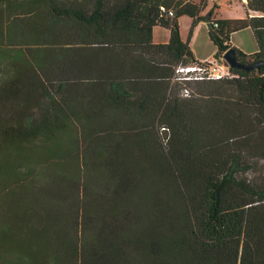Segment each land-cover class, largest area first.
I'll return each instance as SVG.
<instances>
[{
  "label": "trees",
  "instance_id": "trees-1",
  "mask_svg": "<svg viewBox=\"0 0 264 264\" xmlns=\"http://www.w3.org/2000/svg\"><path fill=\"white\" fill-rule=\"evenodd\" d=\"M205 4L0 0V264H264V0ZM182 15L259 65L177 80Z\"/></svg>",
  "mask_w": 264,
  "mask_h": 264
},
{
  "label": "rangeland",
  "instance_id": "rangeland-1",
  "mask_svg": "<svg viewBox=\"0 0 264 264\" xmlns=\"http://www.w3.org/2000/svg\"><path fill=\"white\" fill-rule=\"evenodd\" d=\"M197 3H201L205 1V6L201 10L202 15L208 14L213 8L214 4L217 3L220 8L217 10V16L218 18H227L232 17L234 15H237L238 13H241L244 11L243 4L240 2V0H194ZM193 19L192 17L188 15H183L180 17V32L181 35L189 41V45L192 49H196L199 52L207 53L211 51V47L207 44V41L209 40L208 37V25L204 20H200L196 23L195 27L193 28L192 34H190L192 29ZM198 25V27H197ZM201 26V29L199 27ZM198 28V29H197ZM158 30H161L160 28ZM252 29H246L243 31L238 32L234 35L236 37V40H239L240 38H243L242 36L246 37V40L249 44L254 46L256 43L254 34L251 31ZM241 36V37H240ZM240 37V38H239ZM210 42V41H209ZM212 43H210L211 45ZM191 89H195L194 83H188ZM251 174L257 176L259 179L264 178V159L258 158L255 160L252 168H251Z\"/></svg>",
  "mask_w": 264,
  "mask_h": 264
},
{
  "label": "built area",
  "instance_id": "built-area-1",
  "mask_svg": "<svg viewBox=\"0 0 264 264\" xmlns=\"http://www.w3.org/2000/svg\"><path fill=\"white\" fill-rule=\"evenodd\" d=\"M161 10L169 16L175 15V11L173 8L161 6ZM236 76L237 74L231 69V67L223 58L204 59L190 64L180 63L176 66L175 69V78L182 82L216 80L223 78H233ZM189 92L190 91L188 90V88L184 89L185 95H188Z\"/></svg>",
  "mask_w": 264,
  "mask_h": 264
},
{
  "label": "crops",
  "instance_id": "crops-1",
  "mask_svg": "<svg viewBox=\"0 0 264 264\" xmlns=\"http://www.w3.org/2000/svg\"><path fill=\"white\" fill-rule=\"evenodd\" d=\"M247 0H240V2L243 4V7H244V11H242L241 13H238L237 15H234L232 17H227V18H231V19H235V18H244L246 15H247V12H246V6H245V3H246ZM220 8V6H219ZM217 10L219 9H216V12H218ZM250 14H256L255 12L253 11H250ZM183 16V15H182ZM189 16V15H188ZM217 16V14H216ZM218 17V16H217ZM206 22V21H205ZM179 23H180V18H179ZM207 23V22H206ZM208 25V23H207ZM198 27V25H197ZM161 29V30H158V29ZM198 29V28H197ZM199 29H201V26L199 27ZM246 29H249L246 28ZM244 29V30H246ZM209 28L207 29V32H208ZM243 31V30H241ZM252 31V30H251ZM238 32L240 31H236V32H233L230 36V45L231 46H234L235 48H239L241 51L245 52V53H253V52H256L258 47H257V44L255 43L254 46L252 47L251 44H249L246 40V37L245 36H242L243 38H240L239 40H236L234 37L235 34H237ZM253 33V31H252ZM182 36V35H181ZM208 37H209V32H208ZM170 38V29L167 28V27H163L161 25H156L154 27V41L155 42H167ZM182 38L184 40H186L183 36ZM210 41V42H209ZM210 43H212L210 45ZM207 44L209 45V47H211V51L207 52V53H204V52H199L197 51L196 49H192L193 51V54L195 56V58L197 60H204V59H212V58H216L215 55L217 53V46L213 43V41L211 40V38L209 37V40L207 41ZM191 47V46H190ZM221 55L219 57V59H221Z\"/></svg>",
  "mask_w": 264,
  "mask_h": 264
},
{
  "label": "water",
  "instance_id": "water-1",
  "mask_svg": "<svg viewBox=\"0 0 264 264\" xmlns=\"http://www.w3.org/2000/svg\"><path fill=\"white\" fill-rule=\"evenodd\" d=\"M221 57L227 62V64L230 67H237V68H244V69H250L255 65H259V63L256 64H245L241 63L239 58L236 55V48L234 46H230L226 51H224L221 54Z\"/></svg>",
  "mask_w": 264,
  "mask_h": 264
}]
</instances>
